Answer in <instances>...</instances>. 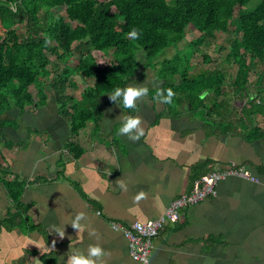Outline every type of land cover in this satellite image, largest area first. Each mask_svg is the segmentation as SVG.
Segmentation results:
<instances>
[{
	"label": "crops",
	"instance_id": "crops-1",
	"mask_svg": "<svg viewBox=\"0 0 264 264\" xmlns=\"http://www.w3.org/2000/svg\"><path fill=\"white\" fill-rule=\"evenodd\" d=\"M154 79L147 76L146 83ZM93 84L85 88L79 84L77 99ZM249 93L255 97L258 88L250 87ZM52 96L47 97L49 106L38 110V118L19 119L17 131H4L12 135L13 148L23 142L27 146L16 154L2 140L12 152L2 150L6 159L0 158V163L11 167L25 154L17 165L21 177L36 178L28 182L22 198L33 204L27 226L0 225V264H44L42 256L51 252L57 261L64 256L60 264H65L69 246L86 251L96 244L108 253L102 264H140L111 221L132 224L159 218L175 198L190 190L191 168L207 160L211 170L242 166L259 182L228 177L218 184L216 196L183 209L180 221L167 224L155 238L148 264H264V114L254 116L252 126L240 125L238 99L228 118L222 114V121L233 126L219 122L224 109L218 110V124L213 126L190 105L179 106L180 114L172 116L166 104L146 95L132 114L141 117L144 135L130 140L116 133L130 112L105 95L98 122L90 120L73 138L84 151L76 160L66 155L69 123ZM37 122L44 126L40 136L32 133L38 131ZM121 182L126 188L120 187ZM0 194L2 220L11 202ZM81 212L85 227L79 231L70 223ZM38 224L40 230L29 229ZM57 227L64 230L63 238L53 231Z\"/></svg>",
	"mask_w": 264,
	"mask_h": 264
},
{
	"label": "trees",
	"instance_id": "trees-1",
	"mask_svg": "<svg viewBox=\"0 0 264 264\" xmlns=\"http://www.w3.org/2000/svg\"><path fill=\"white\" fill-rule=\"evenodd\" d=\"M250 2L0 0V136H3L5 146L12 149L16 145L10 134L4 133L7 124L13 123L11 129L17 131L19 119L25 115L38 118V110L47 104V97L41 96L35 101L31 92L34 85L42 82L44 88L55 92L50 100L55 101L60 116L70 126L66 155L79 159L84 151L73 138L90 120L98 122L100 101L106 93L116 86L146 85L145 70L162 51L179 45L189 28H194L200 35L190 41L186 55L176 53L171 59L165 58L152 66L160 69L156 71V77L163 83L158 89L171 88L175 93L173 103L166 104L170 114L179 115L178 107L187 104L216 126L218 110L224 109L220 112L219 122L231 128L233 122H223L222 114L226 112L228 118L233 112V101L239 99L242 107L237 112V122L252 126L254 116L264 114V0L252 9L246 8ZM62 6L66 16L54 15L53 9ZM20 24H24V31L20 30ZM132 28L141 32L135 41L126 36ZM230 31L235 37L230 40L224 61L236 68L234 72L217 66L191 75L193 54L201 52L202 46H210L217 32ZM50 55L64 66L60 67ZM203 58L204 62L212 60L207 54ZM69 61L74 67L67 64ZM141 65L144 71L138 73ZM74 75L82 79L94 78L93 87L86 88L80 99L67 93L68 89L78 86ZM250 87L258 88L255 97H251ZM152 89L149 88L148 95L154 99ZM68 104L72 106L67 108ZM29 105L33 107L32 112L27 109ZM127 111L130 115L134 113L131 109ZM37 124L35 127L39 130ZM26 146L24 142L19 145L21 150ZM0 158L6 159L2 150ZM209 164L210 160H207L191 168L190 185L213 171L208 169ZM61 175L62 171L57 174ZM27 185L25 178L14 175L10 166L0 163V186L11 202L5 217L0 220L1 226L8 229L27 226L28 212L33 206L22 200ZM41 227L38 224L29 229L35 231ZM41 260L44 264H57L53 252L44 254Z\"/></svg>",
	"mask_w": 264,
	"mask_h": 264
},
{
	"label": "rangeland",
	"instance_id": "rangeland-1",
	"mask_svg": "<svg viewBox=\"0 0 264 264\" xmlns=\"http://www.w3.org/2000/svg\"><path fill=\"white\" fill-rule=\"evenodd\" d=\"M259 1L260 0H251L250 4L248 6H246V8L252 9L254 7V5H256ZM238 11H239V7L236 8V11H235V15L236 16L238 15ZM53 14L54 15L60 14V15L66 16L65 7L62 6V7L54 8L53 9ZM19 28H20L21 31H24L25 30L24 24H20ZM199 35H200V33L197 30H194V28L187 29V36L179 45L169 47L166 50L162 51L155 58V60L152 62L151 67H149V68H147L145 70L146 71V75L149 76V78H151V77L155 78L154 80H150L149 82L146 83V86L147 85L150 86L148 88H153L152 89L153 92L151 91L152 93L155 94L156 90L159 88V86L161 87V84L163 83L162 80H159L156 77V73L159 72L160 69L156 70L155 67H152V66L153 65H157L159 62H161L165 58L171 59L174 54L176 55V53H180V55H186V52H187L186 50H188V48H189L190 41H192L193 39H196ZM234 37H235V34L233 32H231V31L229 33L217 32L216 33V39H215V41L212 42V44L210 46H202L200 48L201 52L193 54L192 59H191V63H190V66L191 65L192 66H191V69L189 70L191 75L195 76L196 74L200 73L201 70H204L206 68H214V67H217V66H219V67L222 66L224 69L231 70L232 73H233L236 68L234 66H228V64L224 61V57L226 56V54H227V52L229 50L230 40L232 38H234ZM53 44L55 45V43H53ZM222 47H223V49H222ZM178 49L182 50L183 53L179 52ZM183 50L185 51V53H184ZM204 54H207L208 56H210L212 60L210 62H204V58H203ZM50 57H51V59L53 61L57 62V60H56L54 55H52V56L50 55ZM57 63H58V65H60V67L64 66V64L62 62L58 61ZM67 64H69L71 67H74V63L72 61H69ZM50 68H51V66H50ZM143 71H144V69H143V66L141 65V67L139 68L138 73H142ZM74 77H75L74 79H75L76 83L78 84V86L82 85V87H84V88L87 85L88 86L91 85V83H93V81H94L93 77L92 78H87V79H82L78 75H74ZM156 81L158 82V84H157ZM31 89H32L31 92L33 93V97H34L35 101H38L41 96L49 97V96H51V95H53L55 93V92L52 93L53 90L49 89L48 87L44 88L42 82H40L39 85H34ZM67 93H69V95L74 96L75 98H77V95H79V93L77 94V87L74 88V89H68ZM150 97H151V95H150ZM174 103H176V102H174ZM44 106L48 107L49 106V101H47V104L44 105ZM70 106H72V105L68 104L67 108H69ZM27 109L29 111H31L33 109V107L31 105H29V106H27ZM167 112L170 113L169 107L167 109ZM45 115H46V112H45ZM30 117L31 116L25 115L23 117V121L26 122L27 121L26 119L30 118ZM12 119H13V117H12ZM52 119H54V114H52ZM18 123H20V122H18ZM45 123L46 122H44V124ZM24 125H25V123H24ZM37 125H38L39 130L36 131V132L32 131V133L33 134L37 133V136H40V135H42L41 133H42V129L44 128V126L40 125L39 122H38ZM52 125L55 126L54 124H52ZM11 127L14 128V125H13V123L10 122V123L7 124L6 129H11ZM45 129H50V128H45ZM66 129H67V127H66ZM68 130L70 131L69 128H68ZM8 136H9V134H8ZM10 136H12V135L10 134ZM14 138L16 139L15 136H14ZM2 140H4V139H2L0 137V150H3V152H5L6 154L8 152L11 153L12 151L14 153L18 154L17 151L20 150V148H17V149L16 148H12V151H10V150H8L7 148H5L2 145L3 144ZM7 155H9V153ZM18 157L19 158H18L17 163L13 164V166L10 167V170H11V172H13L14 175H20V176L22 175L23 176V172L20 171L21 169L17 165L18 164L21 165L20 164V163H22L21 159H22V157L25 158V154L24 155H19ZM2 164L4 165V163H2ZM4 166L7 167L8 165H4ZM15 171L17 172V174H15ZM32 176H34V175H32ZM32 176L30 177V180H29V178L25 177L27 183L29 181L30 182L33 181L36 178V176H34V177H32ZM3 190L4 189H2V191H0V193L2 192V198L7 199L6 194H4ZM38 261H39L38 263H40V260H38Z\"/></svg>",
	"mask_w": 264,
	"mask_h": 264
},
{
	"label": "built area",
	"instance_id": "built-area-1",
	"mask_svg": "<svg viewBox=\"0 0 264 264\" xmlns=\"http://www.w3.org/2000/svg\"><path fill=\"white\" fill-rule=\"evenodd\" d=\"M231 176L241 177L255 183L259 182L242 166L234 165L225 169L213 170L196 179L190 190L175 198L159 218L132 224L111 221V227L115 231H120L126 238L133 260L140 264H148L154 249V240L165 229V226L180 221L183 209L192 207L208 197L216 196L218 184ZM97 214L101 215V212L97 211Z\"/></svg>",
	"mask_w": 264,
	"mask_h": 264
},
{
	"label": "clouds",
	"instance_id": "clouds-1",
	"mask_svg": "<svg viewBox=\"0 0 264 264\" xmlns=\"http://www.w3.org/2000/svg\"><path fill=\"white\" fill-rule=\"evenodd\" d=\"M126 36L135 41L141 36V32L138 28H132ZM149 93V88L144 84L131 83L124 87L116 86L110 92L106 93L109 99L121 109L136 110L137 102L140 98L145 97ZM174 91L171 88L157 89L154 95V99L164 104H172ZM111 111V109H109ZM118 136H127L130 140H138L144 135V130L141 126V117L138 115H124L119 127L116 129ZM121 188L126 186L121 182ZM142 195V194H141ZM139 198V197H138ZM84 219V213H78L71 221V226L79 231L85 227L81 224V220ZM53 231L57 233L61 238L64 237L65 232L60 228H53ZM94 235V233H89ZM70 255H67L65 264H102L103 258L108 253L99 244L89 245L87 250H81L78 248H72L69 246ZM64 260V256H60V261ZM57 261V264H60Z\"/></svg>",
	"mask_w": 264,
	"mask_h": 264
}]
</instances>
